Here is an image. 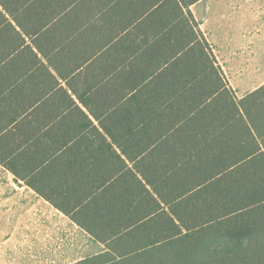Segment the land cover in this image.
Here are the masks:
<instances>
[{
    "label": "trees",
    "instance_id": "1",
    "mask_svg": "<svg viewBox=\"0 0 264 264\" xmlns=\"http://www.w3.org/2000/svg\"><path fill=\"white\" fill-rule=\"evenodd\" d=\"M196 1L117 0L113 26L130 20L122 37L118 29L110 33L91 57H84L88 36L80 44L72 39L53 56L67 64L79 46L84 63L105 57L151 13L173 4L179 45L168 60L175 63L174 80L163 78L165 68L148 83L127 81L135 93L120 99L113 122L103 125L132 166L113 161L112 183L102 192L90 190L95 218L82 225L106 250L71 264H264V87L236 99L189 10ZM65 11L71 20L65 25L91 32L78 6ZM159 33L165 35L156 27ZM91 135L104 137L97 130Z\"/></svg>",
    "mask_w": 264,
    "mask_h": 264
},
{
    "label": "crops",
    "instance_id": "2",
    "mask_svg": "<svg viewBox=\"0 0 264 264\" xmlns=\"http://www.w3.org/2000/svg\"><path fill=\"white\" fill-rule=\"evenodd\" d=\"M116 1L0 0V130L10 129L7 134L0 132V226L22 220L34 224L37 215L48 228L67 227L66 239H71L70 247L77 246V252L81 239L75 231L82 230L91 240L87 253L66 264L106 250V244L82 225L95 218L89 192H102L112 183L113 161H125L126 169L132 166L103 124L113 122L120 99L135 93L127 81L148 83L165 68L163 78H168L175 66L173 59L168 60L179 38L173 4L151 13L144 25L113 44L105 57L84 63L77 46L67 64L53 61L54 54L72 39L80 44L88 36L84 57H91L110 33L118 29L122 37L130 20L113 26ZM77 6L81 17L88 15L91 32L65 25L71 22L65 9L75 11ZM189 10L236 99L248 98L264 87V0H198ZM156 27L165 35H155ZM77 65L81 66L73 73ZM33 80L46 84L36 87ZM92 130L104 137H93ZM21 141L24 148L18 149ZM59 146L63 148H54ZM97 177L104 182L98 183ZM34 210L45 212L31 214ZM2 230L0 239H9L10 232ZM53 233L50 242L62 235V231ZM101 246L103 250L98 249Z\"/></svg>",
    "mask_w": 264,
    "mask_h": 264
},
{
    "label": "rangeland",
    "instance_id": "3",
    "mask_svg": "<svg viewBox=\"0 0 264 264\" xmlns=\"http://www.w3.org/2000/svg\"><path fill=\"white\" fill-rule=\"evenodd\" d=\"M44 213L43 210H34L33 213ZM34 224H31L30 220L28 223L21 221L20 224L0 226V231L3 233L2 228L5 232H10L9 239H0V264H66L69 261L75 260L79 257L86 255L85 248L90 245V237L82 230L77 233L81 239V249L77 252L75 248L70 245L71 239H66V233H69L67 227H51L41 223L39 218L33 220ZM33 230V231H31ZM62 231L61 236L53 232ZM4 232V233H5ZM72 232V230H70ZM44 233V235H43ZM70 234V233H69ZM65 241V242H64ZM68 245V246H67ZM63 246V248H62ZM102 247V246H101ZM98 249H104L98 248Z\"/></svg>",
    "mask_w": 264,
    "mask_h": 264
}]
</instances>
